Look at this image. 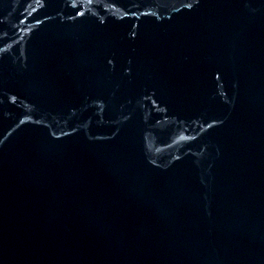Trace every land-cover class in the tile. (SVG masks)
<instances>
[{
    "label": "water",
    "instance_id": "obj_1",
    "mask_svg": "<svg viewBox=\"0 0 264 264\" xmlns=\"http://www.w3.org/2000/svg\"><path fill=\"white\" fill-rule=\"evenodd\" d=\"M0 264H264V0H0Z\"/></svg>",
    "mask_w": 264,
    "mask_h": 264
}]
</instances>
